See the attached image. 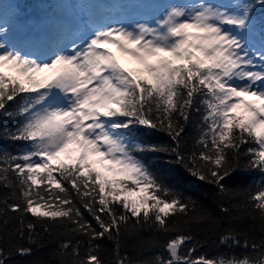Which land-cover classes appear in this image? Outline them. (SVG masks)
<instances>
[{
	"label": "snow or ice",
	"instance_id": "1",
	"mask_svg": "<svg viewBox=\"0 0 264 264\" xmlns=\"http://www.w3.org/2000/svg\"><path fill=\"white\" fill-rule=\"evenodd\" d=\"M135 2L143 8L135 15L85 16L47 54L8 41L12 27L0 20V122H10L0 123V139L23 142L16 152L0 149V264L9 253L4 236L37 243L38 226L65 230L59 247L70 264H104L95 243L104 238L116 243L114 264H129L119 252L129 227L168 237L167 255L148 264H264V239L245 237L255 256L193 258L194 247L183 254L193 237L174 221L211 213L139 158L167 153L220 193L237 169L259 173L241 207L264 234V27L257 31L253 16L264 0ZM194 113L199 147L188 154L181 141ZM152 132L174 146L145 143ZM220 242L240 239L229 232Z\"/></svg>",
	"mask_w": 264,
	"mask_h": 264
},
{
	"label": "trees",
	"instance_id": "2",
	"mask_svg": "<svg viewBox=\"0 0 264 264\" xmlns=\"http://www.w3.org/2000/svg\"><path fill=\"white\" fill-rule=\"evenodd\" d=\"M26 1L28 5L35 8L40 0H19ZM257 14H260L261 27H264V7L255 5ZM200 115L194 113L192 118L185 126V132L182 136L181 150L190 154L196 150L199 145L196 141L199 139L198 123ZM4 126L10 124L8 121L0 122ZM145 143L158 146H174L170 137L166 133L152 132L141 138ZM23 148V142H13L0 139V149L9 152H16ZM139 158L144 160L151 170L157 174L163 183L174 191L184 194L186 197L194 199L198 206L211 213L212 219L200 222H191L184 225L183 218H177L174 223L184 226L186 233L193 237L191 244L185 245L181 251L187 253V248L194 247L193 258L204 255L208 258H243L244 256H255L251 248H244V239L247 237L249 244L253 241L260 243L264 239V234L259 230L258 222L248 217L241 207L244 200V190L253 185L254 181L260 179V174L254 171H246L243 167L237 169L232 175L224 181L228 191L220 193L215 185L207 182L198 181L190 177L182 166L172 162V157L163 152L144 153ZM242 164L245 163L243 157ZM6 195L0 188V199ZM227 209V211H222ZM85 218L92 222L94 227H98L95 221L88 213L84 212ZM18 223V222H17ZM40 238L37 243H31L25 238H8L4 236L7 243L4 245L9 249L7 254V264H70V257L60 252V243L64 239L65 230L53 227L49 233H44L37 227ZM233 233L240 239V244H222L220 237L227 233ZM3 236V233H0ZM167 236L150 230L147 227L132 229L123 232L119 238V252L121 256L128 259L129 264H148L157 255L166 256L164 243ZM99 245L96 254L104 264H114L116 243L107 238L95 242ZM17 246L30 247V255H20L15 249ZM87 248L86 238L81 244L80 252L83 256Z\"/></svg>",
	"mask_w": 264,
	"mask_h": 264
},
{
	"label": "rangeland",
	"instance_id": "3",
	"mask_svg": "<svg viewBox=\"0 0 264 264\" xmlns=\"http://www.w3.org/2000/svg\"><path fill=\"white\" fill-rule=\"evenodd\" d=\"M218 4L228 0H214ZM106 3V9L101 11V4ZM18 5L16 0H0V20H8L12 30L6 39L14 44L26 46L28 50H37L47 54L52 50L50 41L62 39L75 28L85 16H93L97 20L106 19L108 15L119 16L122 11L135 15L142 11V6L135 0H46L36 9L23 1ZM256 29L262 27L259 23L260 14L253 13ZM106 175H110L105 173ZM133 198L136 194H132Z\"/></svg>",
	"mask_w": 264,
	"mask_h": 264
}]
</instances>
